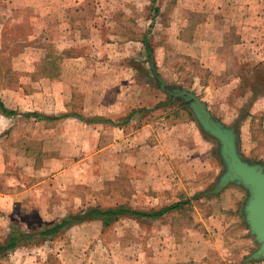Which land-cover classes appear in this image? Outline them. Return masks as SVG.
Here are the masks:
<instances>
[{"label":"crops","instance_id":"obj_1","mask_svg":"<svg viewBox=\"0 0 264 264\" xmlns=\"http://www.w3.org/2000/svg\"><path fill=\"white\" fill-rule=\"evenodd\" d=\"M187 1H189V13L206 16L204 23L206 29L214 31V34L203 42L206 44L207 64L211 63L209 64L211 70L228 69V72L233 70V74L230 73L231 76H228L230 81L223 86L234 87L237 91L247 77L253 78L256 84V80L260 79L259 69L264 66V0ZM102 5L103 0H0V49L7 45L24 47L25 51L20 55H14L12 61L33 63L42 56L46 59V52L42 54L41 51V48L47 46L46 42L53 43L61 51L87 45L91 48L104 46L108 40L103 32L113 23L110 21L111 7L108 3ZM216 15L221 16L220 21L216 19ZM194 19L196 23L192 24L194 29L191 37L194 39L192 44L197 46L201 44L197 43V40L201 42L204 37L198 34L199 25L202 23L197 18ZM14 31L22 35L11 37ZM145 44L148 43L145 41ZM74 61L78 66L82 61L93 63L95 60L91 55H69L63 59V65ZM110 61L107 60L109 63ZM78 67L84 71H81L82 74L77 78L74 72H70L67 76H64L63 72L60 78L65 80V86L60 94L51 93L50 100L56 105L62 104V114L59 115L65 116L55 120L60 121L61 125L76 123L82 130L87 126L110 129L112 136L109 150L101 145L102 134H93L94 148L88 150L91 154L89 157L96 155H101V158L107 157L114 163L115 169L121 168L122 164L126 165L129 169V177H140L139 179L149 183L154 191H173L176 186H182L180 182L191 183V180H197L199 177L205 182L209 178L213 183L214 178L219 176L223 166L215 154L216 144L203 133L191 116V112H176L178 117L173 118L170 114L168 116L165 112H159L160 107H153L150 112H137L128 123L122 125L102 121V119L120 121L134 109L150 107L137 106L135 102L137 98L133 96L132 91L119 90L118 86L124 82H116L117 88L111 89V84L114 82L109 84L104 80L108 77L113 78L110 75L111 71L100 72L94 68L90 69L89 66L82 69V65ZM236 67L242 69L238 70ZM153 73L159 74L155 67ZM81 77H84V86L77 80ZM196 83L201 84L200 81ZM250 88L240 95L242 101L235 110L236 115L229 116V121L218 117L227 124L237 121L240 130V150L249 159L251 158L246 151L252 152L262 144L255 121L264 130V90L255 95L251 103L245 107L248 113L244 117L241 116L246 97L253 92ZM0 97L2 99V93ZM204 101L209 106V102ZM210 110L212 111L211 108ZM73 113L82 115L84 119H79ZM1 114L13 118L12 121H15V116L18 115L17 113L7 116L2 112ZM71 136L68 129L67 140H70ZM76 137L79 146L86 148L90 141L89 134L85 131L79 132ZM245 143L250 145L246 151ZM64 148L69 149V145H65ZM262 162L264 163L263 160ZM3 168H0V172ZM211 185L210 188H206L203 184L192 187L194 191H200L196 195L202 198L195 200L196 203H200L199 205L193 204L196 211L192 213L191 227L181 233L176 234L177 231H174L170 224L166 223L167 225L163 226L159 224L169 213L144 223L134 217H122L106 232L102 231L101 221L93 220L74 225L45 242L47 245H54L55 249L44 252L37 247H18L0 255V258L11 256L13 264H54L50 262L54 258L53 255L58 258L57 264H264V261L246 262V248L235 250V246L231 243L224 242L226 232L222 229L226 226L224 222L226 215L230 214L239 220L241 218L243 226H246L242 212L239 211V205H242L245 198V191L239 187L229 186L218 192L221 193L219 199H208L209 192H213L214 184ZM182 187L187 189V186ZM158 195L160 198H155L154 201L157 200L159 204L155 207L160 209L163 198L161 194ZM132 204L137 206L135 201H132ZM203 205L205 208L202 209ZM214 207L218 208L214 209ZM90 223H97L100 228L94 233L93 239L100 233L127 236V230L131 231L133 237L128 241V238L125 240L118 238L109 249L96 245V241L87 245V248L77 249L73 240L76 233L74 229L91 228ZM150 223L153 226L158 223L159 229L153 230V227L150 229ZM242 233L244 234V227ZM86 234L87 231L82 238ZM84 238L88 239L89 236ZM59 239L63 241L57 246ZM121 241V244H117ZM246 246L251 253L257 248V243L252 239ZM214 254L216 256H213ZM242 257L243 260L238 262Z\"/></svg>","mask_w":264,"mask_h":264},{"label":"rangeland","instance_id":"obj_2","mask_svg":"<svg viewBox=\"0 0 264 264\" xmlns=\"http://www.w3.org/2000/svg\"><path fill=\"white\" fill-rule=\"evenodd\" d=\"M107 3L111 7L110 21L113 25L103 32L108 40L104 46L91 48L87 45L61 51L53 43L46 42L47 46L41 48L42 54L46 52V59L42 56V60L33 63H25L24 60L23 63L12 61L14 55H20L25 51L24 47L7 45L0 49L2 101L5 105L16 109L20 115L15 116L16 120L12 121L13 118L4 117L0 112V168L4 166L3 171L0 172V241L6 238L14 225L25 231L33 230L87 205L127 204L142 210L157 208L155 206L159 203L154 199L160 198L158 194L163 198L162 207L179 200H191L187 206L169 213L163 218L162 223H159L161 226L170 224L174 231H177L176 234L181 233L191 227L192 213L196 211L193 204L199 205L200 203H196L195 200L202 198L196 195L200 191H194L192 187L203 184L206 188H210L211 184L216 182L217 178H214L212 183L209 178L205 182L199 177L197 180H191V183L180 182V185L187 186L186 190L182 186V189L176 186L178 189L173 191H154L151 185L143 182L140 177H129V169L126 165L122 164L121 168L115 169L114 163L107 157L101 158V155L89 157L91 154L88 150L94 148L93 134L101 133L103 136L101 145L109 150L112 135L108 127L97 129L87 126L82 130L76 123L65 126L61 125L60 121L49 122L34 117L27 118L24 115L28 112L62 114V104L56 105L51 102V93L58 95L62 92L65 80L60 77L63 72L64 76L74 72L76 78L79 77L81 71H84L79 69L78 66L81 65L82 69L89 66L90 69L94 68L100 72L111 71L110 75L113 78L104 79L109 84L114 82L111 84V89L117 88L116 82H124L118 86L119 90L132 91L133 96L137 98L135 100L137 106L160 107L159 112H165L168 116L170 114L173 118L178 117L176 112L189 113L188 103L173 101L170 94L162 90L157 77L169 86L182 84L189 90L194 89L199 97L209 102L210 108L217 117L229 121V116L237 114L235 110L240 106L242 101L240 95L246 87L236 91L234 87L223 86L230 81L228 76H231L230 73L233 74V70L231 72L230 70L228 72V69L211 70L209 66L211 63L207 64L206 44L203 42L210 38L214 31L206 29L204 24L206 16L189 13V1L103 0L102 6ZM194 18L202 23L199 25L201 31L199 30L198 34L204 37L201 42L197 40V43H201L197 46L192 44L194 39L191 37L194 29L192 24L196 23ZM220 18V15H216L218 21ZM21 35L22 33L14 31L11 37L16 38ZM145 41L153 51L146 48ZM77 54L91 55L95 61L99 59L100 61L93 63L82 61L78 66L74 61L63 65L65 57ZM81 59L83 60V57ZM109 59L110 63L107 62ZM153 67L159 74L153 73ZM241 69L242 67L238 68ZM258 74L260 79L256 80V86L264 90V86H261L264 84V66L260 67ZM77 80L84 86V77ZM196 81H200L201 84H195ZM246 106L248 105L244 103L243 108ZM190 114L193 117L192 113ZM255 123L262 144L252 152H248L246 150L250 145L245 143L244 150L253 161L262 162L264 161V130L257 121ZM68 129L72 135L70 140H67ZM84 131L90 136L86 148L79 146L76 141L77 134ZM65 145H69V149L64 148ZM106 154L108 155V152ZM220 194L209 192L207 198L219 199ZM132 201L137 202V206H134ZM203 206L202 209L205 208V205ZM239 211L242 212V205H239ZM242 218L244 220V217ZM224 222L226 225L222 227L226 232L224 242L231 243L235 246V250L246 248L245 254L248 257L254 250L250 253L251 250L246 245L251 243L254 237L247 223L244 221L246 226H243L241 218L239 220L230 214L224 217ZM151 223L150 229L151 227L153 230L159 229L158 223L154 226ZM90 226L91 228L74 229L76 233L73 240L77 249L87 248L86 246L93 241H96V245L109 249L118 238L122 240L128 238V241L133 237L131 231L127 230V236L100 233L93 239L94 233L100 228L97 223H90ZM86 231L84 237L89 236L90 239L82 238ZM50 240L52 239L20 248L37 247L47 252L56 248L54 245L45 244ZM62 241L59 239L57 246H60ZM121 243L122 241L117 244ZM53 257L50 262L57 264L58 258L54 255ZM11 258V256L1 257L0 264H13ZM241 259L243 260V257L238 259V262Z\"/></svg>","mask_w":264,"mask_h":264},{"label":"water","instance_id":"obj_3","mask_svg":"<svg viewBox=\"0 0 264 264\" xmlns=\"http://www.w3.org/2000/svg\"><path fill=\"white\" fill-rule=\"evenodd\" d=\"M156 75V73H155ZM162 90L170 94L173 101L188 103V109L203 133L216 144L215 154L223 169L216 179L213 192L235 186L245 191L242 214L251 235L258 244L247 257V262L264 261V163L247 158L240 150L239 124L223 122L210 110L206 101L198 94L181 85L169 86L159 77Z\"/></svg>","mask_w":264,"mask_h":264},{"label":"trees","instance_id":"obj_4","mask_svg":"<svg viewBox=\"0 0 264 264\" xmlns=\"http://www.w3.org/2000/svg\"><path fill=\"white\" fill-rule=\"evenodd\" d=\"M146 48L150 51H153L152 47L149 44L146 45ZM244 84L241 88L246 87L245 91L249 88L253 91L250 95L246 97L245 103L248 105L251 103L252 99L257 93L261 92L253 78H245ZM253 85V86H251ZM264 86V84H261ZM245 91L242 93L244 94ZM250 98V99H249ZM0 111L7 115H15L18 111L13 109H9L5 103L0 98ZM151 108H142V109H134L132 112L127 114L122 120L115 121L112 119H102V121H106L108 123L122 125L128 123L129 120L135 116L137 112H150ZM248 113L247 108L241 109V116L244 117ZM27 118L34 117L35 119L40 120H48L55 121L58 120L65 115H47L39 112H28L24 114ZM73 115L77 116L79 119H84L82 115L78 113H73ZM190 203V199L173 202L168 206L162 207L160 209L152 208L150 210H142L135 209L127 204H116L111 206H101V205H87L84 207H80L79 209L68 213L61 219H58L52 223H47L42 226H38L33 230L25 231L18 226L14 225L6 238L3 241H0V255L7 253L11 250L17 249L21 246L26 245H35L40 241H46L49 239H53L54 237L62 234L64 231L68 230L70 227L84 223L86 221L99 220L102 223V231H108L112 225L120 220L122 217H134L138 219L141 223L148 222L149 220L161 218L164 215L181 209L182 207L188 205Z\"/></svg>","mask_w":264,"mask_h":264}]
</instances>
